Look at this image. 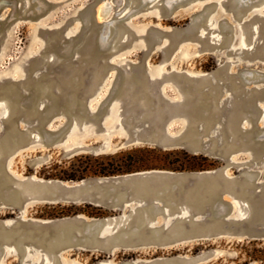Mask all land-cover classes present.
<instances>
[{
  "label": "rangeland",
  "instance_id": "obj_1",
  "mask_svg": "<svg viewBox=\"0 0 264 264\" xmlns=\"http://www.w3.org/2000/svg\"><path fill=\"white\" fill-rule=\"evenodd\" d=\"M95 13L107 23L94 31L88 24ZM90 33L98 36L108 56H96L92 68L81 72L80 64L89 57L82 49ZM0 45V233L7 239L0 241V264H264L249 257L264 246V238L236 234L234 225L253 214L251 195L264 187V152L258 156L252 147L235 148L237 135L228 130L239 114V132L260 127L259 138H264V95L256 102L260 115L244 102L264 93V0H0ZM142 70L154 89L174 102L186 97L179 77L207 80L202 88L209 92L210 83L222 86L216 107L229 111L209 129L199 122L203 149L143 142L152 124L144 111L132 114L125 99L113 100L112 111L101 118V107L122 76L133 87ZM62 76L81 84L91 114L71 102L56 112L51 85L62 89ZM40 80L47 82L36 100L33 90ZM190 121L175 117L169 133L180 135ZM61 132L66 135L59 138ZM133 136L140 142L132 143ZM226 145L230 150L222 154L217 146ZM14 146L17 151L10 154ZM140 147H155L157 152L144 156L155 158L157 165L166 156L183 158L177 152L181 149L208 156L214 165L197 171L157 167L81 180L43 173L69 167L61 163L76 155H113ZM135 175L158 179L144 194L119 201H49L36 194L46 182L64 192L92 180L123 182L129 188ZM196 176L218 188L214 208L190 201L194 188L205 189ZM159 182L164 191L176 192L178 200L165 197L157 189ZM177 182L183 185L178 188ZM204 196L210 197L209 191ZM139 212L148 226L159 230H143L147 239L160 238L162 230L178 233L183 223L204 224L207 232L166 246L112 242L123 230L139 235L131 226ZM60 242L64 246L57 250Z\"/></svg>",
  "mask_w": 264,
  "mask_h": 264
},
{
  "label": "water",
  "instance_id": "obj_2",
  "mask_svg": "<svg viewBox=\"0 0 264 264\" xmlns=\"http://www.w3.org/2000/svg\"><path fill=\"white\" fill-rule=\"evenodd\" d=\"M108 6L107 4L105 5ZM104 9L102 12H104ZM245 11L244 9L242 10ZM107 23V20L102 21L97 20V15L95 13L94 18L88 24V29L96 30L101 25ZM3 25H1L2 28ZM5 28V27H4ZM93 32V31H92ZM90 33L85 38V46L82 49V52H87L89 57H85L83 62L79 66V70L82 72L85 69H91L95 63L96 56H108V52L101 49V42L98 39V36ZM84 37V36H83ZM1 49V45H0ZM103 70L107 68L103 67ZM138 84L135 86H130L131 83L125 85V77L122 76L120 84L112 91L107 102L101 107L100 113L101 118L106 114L112 111V102L115 99H125L129 103V110L132 114H138L139 112L144 111L146 119L151 122L150 126V135L143 138V142L146 143H156L162 147H171V146H186L187 148L193 150L195 148L203 149L204 143L201 141L200 132L197 125L199 122H204L206 129L211 128L220 120V116L223 112L229 111L220 107H216L219 101V93L222 91V86L214 83H210L211 92L203 90V84H208L209 81L201 79L197 80L190 76L186 78L179 77V80H183L186 97L181 101H170L168 98L164 97L160 92L154 89L152 86L151 78L147 71L142 70L139 73ZM63 88L56 90V87L53 86V93L51 103L53 107H57L56 112L60 113L62 110H65L68 102L73 104H78L82 107V110H86L87 113L91 114V108L89 106L88 100L84 99V88L79 83L74 81H69L62 76ZM47 80H40L37 83V88L33 90V97L36 100L40 98V88ZM2 93H0L1 95ZM264 93L256 92L252 94L249 98L244 100L246 102L247 108L253 109V112L256 115L262 114V111L258 106H256L257 99ZM7 94H5L6 96ZM141 102H144L141 104ZM146 105V106H143ZM254 106V108H253ZM243 107V104H242ZM78 109V108H77ZM149 109V110H148ZM77 112V111H76ZM182 116L188 117L191 119L188 127L180 135H171L169 133V122L172 121L175 117ZM241 116L237 114L235 118L231 120V125L228 128L230 132H234L237 135V140L235 141V148H245V146L252 147L258 156L264 152V138H259L258 128H250L248 130L238 131L237 124L239 123ZM48 120V119H47ZM134 123V122H133ZM73 122L71 123V125ZM70 125V126H71ZM51 131V130H48ZM59 138H62L66 135L65 132H61ZM58 138V139H59ZM134 138V136H133ZM140 142L136 138L133 139L132 143ZM229 145L222 146L221 153H228L230 150ZM18 146L11 147L10 154H13L17 151ZM7 157L3 158V163L7 162ZM155 179V180H154ZM158 178H151L148 176H133L131 181V187L124 188L123 182H110L105 181L101 182L99 180L87 181L84 184H81L77 187H69L68 191H62L56 183L46 182V184H39V192L36 193L37 197L40 200H49V201H58L66 200L71 198V200L78 201L80 199H99L102 201H108L112 199L114 201H119L120 197L125 196L130 199L136 194H144L146 188ZM178 181H182L183 178L178 177ZM196 181L205 185L204 188H194L193 192L195 194L194 200L191 198L190 201L199 208H210L214 206L216 202L220 200V192L214 184L207 181L208 179L203 176H196ZM177 181V180H176ZM129 184V183H128ZM157 189L163 191L165 197L169 200L177 201L176 192H170L163 190L161 182ZM178 188L183 185V182L178 184ZM175 185V187H177ZM174 187V188H175ZM92 189V191H91ZM209 191L210 197L204 196V191ZM23 192V190H19ZM25 193V192H24ZM93 193H99L100 196L92 195ZM238 195H241L238 190H236ZM189 194L186 193V196ZM251 202L253 203V214L251 218L243 221H236L235 233L239 235L249 236V237H262L264 238V226L258 225L259 222L264 221V187L262 190L256 191L251 195ZM232 208L233 203L231 200H224ZM214 208V207H213ZM196 221H194L195 223ZM193 223V224H194ZM133 228L138 229L139 235H132L128 230H123L122 232L116 233L115 236L111 238L112 242H125L124 244L136 245L147 242V244H158L166 246L169 244H174L182 238L197 237L206 233L207 230L204 228V224L195 223L193 226L185 225L184 223L179 226L178 233H173L172 230H162L164 234L160 238L156 239H147L142 234V231L155 233L159 231L152 226H148L147 221L143 217V213L139 212L135 215L134 221L131 225ZM181 228V229H180ZM167 234V235H166ZM7 240L2 233H0V241ZM149 242V243H148ZM64 246V243L60 242L57 244L56 249L59 250ZM110 248V247H109Z\"/></svg>",
  "mask_w": 264,
  "mask_h": 264
},
{
  "label": "trees",
  "instance_id": "obj_3",
  "mask_svg": "<svg viewBox=\"0 0 264 264\" xmlns=\"http://www.w3.org/2000/svg\"><path fill=\"white\" fill-rule=\"evenodd\" d=\"M146 152H157L155 147H140L130 152H121L113 155L94 156L80 154L71 160L61 164H70L69 167H59L57 171L43 169L46 178H60L64 180H81L89 176H108L122 173H131L143 169H154L157 167L167 168L174 171H197L205 170L214 164L208 156L194 155L185 149L177 151L183 158H163L162 164H155L156 159L144 156ZM166 154H171L168 152ZM59 164V163H58ZM254 244L255 241H252ZM257 251V252H256ZM250 259L264 262V246L261 249L249 253Z\"/></svg>",
  "mask_w": 264,
  "mask_h": 264
}]
</instances>
